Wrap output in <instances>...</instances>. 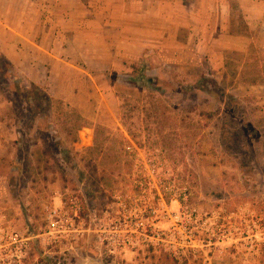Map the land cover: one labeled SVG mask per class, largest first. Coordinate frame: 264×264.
<instances>
[{"label": "rangeland", "instance_id": "obj_1", "mask_svg": "<svg viewBox=\"0 0 264 264\" xmlns=\"http://www.w3.org/2000/svg\"><path fill=\"white\" fill-rule=\"evenodd\" d=\"M251 9L172 0L181 25L163 49L106 77L76 70L70 104L22 112L21 133L0 60V264H264V28H248Z\"/></svg>", "mask_w": 264, "mask_h": 264}, {"label": "crops", "instance_id": "obj_2", "mask_svg": "<svg viewBox=\"0 0 264 264\" xmlns=\"http://www.w3.org/2000/svg\"><path fill=\"white\" fill-rule=\"evenodd\" d=\"M252 2L258 10L246 11L248 28H264V0ZM180 25L172 0H0V55L70 104L73 72L92 78L120 71L146 48L163 49L170 28Z\"/></svg>", "mask_w": 264, "mask_h": 264}, {"label": "trees", "instance_id": "obj_3", "mask_svg": "<svg viewBox=\"0 0 264 264\" xmlns=\"http://www.w3.org/2000/svg\"><path fill=\"white\" fill-rule=\"evenodd\" d=\"M0 60L4 62L2 63L7 67L8 70L6 71L8 72V75L7 76L3 75V76L6 77V82L8 84L12 83V87L14 88V95L16 96V100L12 101V103H14V105L16 106V112L19 113V115L17 116V123L21 125L20 128V133H21V130L23 129L22 123L24 121V115L22 112H25L26 110H30V114L42 116L43 113L47 111L49 102L54 99L46 91H44V89H42L39 85L27 80L19 72L18 74L14 73L13 72L14 67L12 66V64H10L1 55H0ZM10 69L12 70V73L10 72ZM152 89H154V87ZM24 103L27 104L28 106L26 105L24 107L23 106ZM65 106L69 107L68 105ZM58 108L60 109V103L58 104ZM71 114L75 116L76 130L78 131L82 126L80 122L82 120V117L79 114L75 113L73 110ZM57 139L59 140V138ZM75 141H76V136H74L72 142L74 143ZM58 143H60V141ZM59 155H61L62 159L66 161L69 159L70 152L67 150L65 145L61 146Z\"/></svg>", "mask_w": 264, "mask_h": 264}]
</instances>
